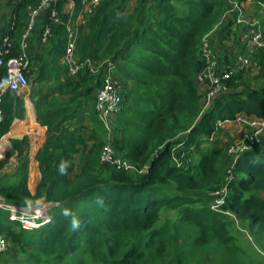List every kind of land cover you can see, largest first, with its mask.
<instances>
[{
	"label": "trees",
	"instance_id": "obj_1",
	"mask_svg": "<svg viewBox=\"0 0 264 264\" xmlns=\"http://www.w3.org/2000/svg\"><path fill=\"white\" fill-rule=\"evenodd\" d=\"M38 2H12L8 28L0 33L13 41L11 57L20 55L25 14ZM222 6L224 0H103L85 17L75 56L80 62L96 61L99 66L105 61L120 63L116 78L122 103L108 138L94 112L102 67L96 74L87 68L76 75L68 73L62 63L67 36L61 22L68 18L62 13V2L55 5L59 23L49 22V10L37 18L36 23L42 21L40 33L49 26L51 36L45 43L49 45L47 58L33 80L40 84L50 73L57 80L53 92L58 95L38 114L46 138L35 155L40 172L35 194L27 188L28 137L24 136L11 141L10 152L0 161V172L10 156L18 163L15 171L0 176V197L22 206L38 199L55 204L47 212L49 221L33 230L22 229L0 209V235L7 241L0 264H62L83 253L97 264H155L168 257L169 237L184 227L198 234L194 248L213 247V242L228 246L231 223L227 212L249 220L252 233L264 238V135L239 156L238 175L228 186L222 213L211 209L208 199L192 194L217 181L215 160L221 149L200 148L203 137H211L218 123H235L239 115L264 121V78L255 88L234 89L241 71L220 81L223 89L192 124L206 96L195 85V76L206 68L198 58L199 42L217 21ZM261 25L264 42V18ZM260 56L258 66L264 71V46ZM31 61L24 72L28 80L39 56ZM224 89L232 90L224 94ZM70 91L75 94L61 96ZM6 95L0 105V136L8 133L15 118ZM87 111L94 127L85 130L75 120ZM182 133L184 137L177 139ZM103 143L128 167L101 164ZM174 147H180L182 154L172 162ZM197 151L201 155L194 161ZM65 210L77 217V228L71 226ZM171 254L172 261L184 264Z\"/></svg>",
	"mask_w": 264,
	"mask_h": 264
},
{
	"label": "rangeland",
	"instance_id": "obj_2",
	"mask_svg": "<svg viewBox=\"0 0 264 264\" xmlns=\"http://www.w3.org/2000/svg\"><path fill=\"white\" fill-rule=\"evenodd\" d=\"M12 2L13 0H0V33L8 28L9 17L13 8ZM263 6V0H224V6H222L223 11H219V17L217 21L213 24L211 29L208 30L200 39L198 58L202 60V42L203 40H205L210 53V65L211 67L214 66L213 69L216 73H218L222 68L228 65L231 66L235 64L239 58H244L247 60V64L244 65L246 67L240 75L241 77L235 80L237 86H235L234 89L236 88L241 90L247 87L255 88L257 84H260L261 81L263 82L264 71L261 70L262 67L258 66V63L262 60V56H260V53L261 49L263 48V41L260 47H258L253 46L250 42L251 40L248 39L250 30L255 28L257 24L260 25L261 30V22L264 18ZM28 11L29 10H27L24 18L25 25L28 19ZM41 22H35V27L32 34L30 35L26 49L30 66H32L33 63L31 61L33 56H39L38 64H34V67H31L33 73L32 77H30V79L28 80V83L30 82L33 86L36 85L37 87L39 85V82H35L33 79H35L39 75L38 68L41 61L46 60L47 51L49 48V45H47L48 43L42 44L39 41L38 35L40 34ZM94 63L95 65H97L96 61H94ZM119 64L120 63L116 65V69H119ZM60 65H62V63ZM209 72H212V69H209ZM49 74L42 78L45 82V86H50L51 88L55 87L56 89L57 80L51 75L48 76ZM198 77L199 75L195 76V85L198 87L201 93L207 95L209 92L208 88L210 86H208L207 81L200 82ZM230 90L232 89H224V94L228 93ZM73 94L70 91L67 93L64 92V94L62 93L61 96L67 97L73 96ZM213 99L214 98H211L209 102L206 103L205 96V100H202L201 103V112L198 117L192 122V124H195L199 121L204 111L211 104ZM116 115H112L107 118V126H105L102 122V134L106 133L107 135L109 132L110 134L113 133V122L115 118H117ZM184 135L185 133L180 134L177 139H182ZM260 135H264V130L258 132L255 130V126L251 125L248 122L239 123L237 121L235 123H218L216 125L215 133L209 138L203 137V143L200 146V148H204L207 150L214 148L221 149L220 154L215 160V167H217L218 170L217 181L209 185L206 190H197L192 192V194L198 195L199 197L204 199H208V205L211 207V209L218 211V213H222V207L224 206L226 198L229 195L228 186L232 181L236 180L238 175L235 169L236 162L243 152L249 150L254 144L256 145V138ZM101 151L102 148L100 150V153ZM179 153L182 154L181 148L174 147L171 158L172 162L179 161L178 159L180 155L177 156ZM199 153L200 152L198 151L195 152V157L193 159L194 161L199 157ZM7 154L8 153H5L0 161L3 160ZM117 157L118 159L120 158L118 155ZM14 159L16 160V166L13 169L12 167L8 168L10 165H12ZM8 163L10 164H7L2 172H0V176L12 173L18 166L17 159L13 155L10 156ZM146 167L147 165H145L142 170H145ZM31 194H35V192ZM261 195L264 197V193H261ZM1 199L7 206H17L26 208L28 210L36 209L41 204L42 206L50 205V207L52 204H55L51 202H45L42 199H38L31 206H22L18 204H9L3 198ZM224 214L229 215V220L227 222L228 224L231 223V226L228 228L227 235L228 238H231L228 242V246L219 245L213 242V247L208 246L202 249L194 248L193 239L198 234L196 233L194 228L184 227L173 233L172 237H169L168 242H170V244L168 245L170 246L171 252H174L175 256L177 255L178 260H183L184 264H258V262H261L262 259V262L264 264V238H258L255 233H252L253 230H250L248 227L249 220L238 218L236 215L230 212ZM163 215L164 213L162 211L161 216ZM168 215L170 216L169 218L174 219L171 213H168ZM171 252L166 259H162L155 264H176L175 261L171 260ZM62 264L97 263H94L87 254L83 253L68 257Z\"/></svg>",
	"mask_w": 264,
	"mask_h": 264
},
{
	"label": "built area",
	"instance_id": "obj_3",
	"mask_svg": "<svg viewBox=\"0 0 264 264\" xmlns=\"http://www.w3.org/2000/svg\"><path fill=\"white\" fill-rule=\"evenodd\" d=\"M101 1L103 0H39L34 7L28 9V19L19 41L20 55L17 57H11L13 41L9 38L10 36L7 34L0 35V68L4 70V75L0 77V105L8 92H18L20 89L28 86V79L24 74V72L27 71L29 64L26 49L30 35L34 30L35 22L43 12L49 10V22L54 24L59 23L60 20L58 18V12L55 5L58 2H62V13L68 15L67 20L65 22H61L64 24L65 34L67 36V44L62 58V63L66 66L70 75H76L80 70H86V68L90 74H96L98 72V68L102 67L103 77H101V85L95 95L94 112L97 114L101 122L107 126V118L117 114L120 111L122 103L121 86L116 78V64L114 62L105 61L99 66L91 63L89 60L80 62L75 56V47L79 36V27L83 24L85 17H88ZM257 25L255 28L250 30L248 39L251 40L250 42L253 46L260 47L263 41L262 32L260 30V25ZM50 36V27L44 26L40 33L39 40L42 44H45L50 39ZM202 46V60L205 61L206 68L198 74V78L200 82L207 81L208 86H210L208 88L209 92L206 95L207 103L223 89L220 81L226 80L236 73L243 71L246 67L244 65L247 64V60L239 58L235 64L231 66L228 65L216 73L213 69L214 66L211 67L210 65V53L205 40H203ZM209 69H212V72H209ZM2 118L3 114L0 108V123L2 122ZM237 121L239 123L248 122L251 125H254L255 130L258 132L264 130V121L262 120L248 119L243 115H239L237 116L235 122ZM10 150L11 145L9 140L5 137V135H2L0 139V159L3 158L5 153H9ZM99 160L102 164H106L111 167H128L125 162L115 157L114 151L108 143L102 147ZM9 164L10 163H8V165ZM15 166L16 163H12V165L8 168H14ZM41 206L42 204L36 209L29 210L17 206H7L0 197V209L8 213L10 221L17 222L24 230L38 229L49 221L47 212L53 204L51 207L50 205ZM6 250L7 241L3 235H0V254L4 253Z\"/></svg>",
	"mask_w": 264,
	"mask_h": 264
},
{
	"label": "crops",
	"instance_id": "obj_4",
	"mask_svg": "<svg viewBox=\"0 0 264 264\" xmlns=\"http://www.w3.org/2000/svg\"><path fill=\"white\" fill-rule=\"evenodd\" d=\"M54 89V87L45 86L44 81H42L38 87L36 85L33 86L29 82L27 87L20 89L18 92H9L7 94L9 96L6 95V99L14 106L15 118L10 125L8 133L5 134V137L10 142L13 140H20L24 136L28 137L27 153L29 163L27 186L31 193L35 192L40 181V172L35 155L46 138V127L39 124L41 116L39 118L38 114L43 108L50 106L49 103L52 98L54 99V97H57V92H53L55 91ZM87 114L88 111L79 114V116L77 115L75 122L82 124L85 130L93 129L94 124L88 121ZM12 163H16V160L14 159Z\"/></svg>",
	"mask_w": 264,
	"mask_h": 264
},
{
	"label": "clouds",
	"instance_id": "obj_5",
	"mask_svg": "<svg viewBox=\"0 0 264 264\" xmlns=\"http://www.w3.org/2000/svg\"><path fill=\"white\" fill-rule=\"evenodd\" d=\"M64 215L67 217V216H71V226L75 229L79 226V221L77 219V217L72 214L70 211L68 210H65L64 211Z\"/></svg>",
	"mask_w": 264,
	"mask_h": 264
}]
</instances>
